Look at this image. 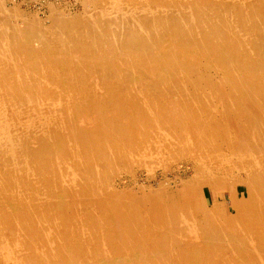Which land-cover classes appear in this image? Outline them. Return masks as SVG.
<instances>
[{
	"label": "bare ground",
	"instance_id": "bare-ground-1",
	"mask_svg": "<svg viewBox=\"0 0 264 264\" xmlns=\"http://www.w3.org/2000/svg\"><path fill=\"white\" fill-rule=\"evenodd\" d=\"M168 1H173L174 4L168 7L166 5ZM81 2L83 9L75 13H71L65 8H51L48 15L50 23L45 25L37 14L26 15L15 6L8 7L4 0H0V84L6 86L4 87L5 92L12 90L13 94H17L19 98L25 95L26 91L27 94L34 96L31 97V99L34 98V102H27V104L19 98L13 102H0V143L6 146L5 143L12 139L13 136H10V132L7 131L9 125L11 126L13 123L22 125L23 120H18V116H21L20 110L23 109L30 111L34 115V119L38 120L36 128H44V123L48 125L50 120L60 127L61 121L58 117L64 118L65 116L66 118V115L69 114L70 125L76 131L85 128L89 134L92 132L99 139L96 144L98 148L87 149L85 153L81 150L75 151L76 162L62 166L60 170H56L55 166L45 161L24 168L18 167L19 163L16 165L13 162L15 165H13L14 173H12L15 179L18 178V174L22 173L21 175L29 178L28 182L35 193L41 197L49 196V200L52 201L59 198L66 199L67 195L69 197L68 191L72 189V185H77V189H82V180H85V183L86 181H97L100 183L98 186L103 185L102 202L106 205H101V199L87 200L86 202L74 201L76 203L74 214H70L68 217L70 229L79 237H75L79 243L78 248L82 246L83 251L87 252L90 249L89 242L85 239L87 236L85 215L91 214V217H94L95 214L102 212L106 222L113 226L115 231L129 223L125 212L129 200L138 206L142 204L139 221H141V225L144 222L145 225L147 224L145 227L147 233L141 235L143 237L145 234L148 237V243L139 242L135 249H132L128 244L127 249L132 251L131 253H135L133 256H128L129 258L126 256L117 261L95 260L89 261L90 264H137L138 261L147 264L151 258H157V260L166 258L169 252H172L171 255H173L171 264H264V172H262L264 168V0H81ZM216 14H219L222 21L228 20L234 14L236 17L243 14L250 22L247 36L249 44L243 45L241 38L237 43V47L242 48L243 52L240 58H232L230 54H227L226 57L224 56L223 62L220 61L218 65L207 57L205 60L201 59V56L211 57L206 54L209 50L217 60V52L212 48H227L224 41H221V35L224 34L221 32L227 33L228 26L219 23L216 20ZM170 20L179 22L176 36L173 38L176 45L169 41L173 48L179 49L180 52L184 48H188V52H192L190 57L198 62L200 68L209 73L213 70L215 72L214 75L209 73V75H204V73L201 75V71V76L197 77L203 83V87L198 93H207V96L203 95L205 99L202 98L200 102L190 98L191 94L182 92L183 87L176 79V72L174 73L166 65L165 60L170 61L169 59L175 56L173 50L166 48L163 53L160 48H150L152 54H157L156 56L161 57L163 62L162 73L155 75L148 73L149 70L146 71L135 60L128 59V55L126 56L128 51L126 53L125 48L120 50L119 42H117L119 36L123 39L126 38L129 40V48H133L131 51L134 53H139V50L134 48L143 47L137 42L139 38L148 41L147 43L151 46L152 44L159 46L162 41L161 38H158L161 35L160 28ZM153 35L156 37L155 39ZM170 36L172 37V35ZM104 37H106V41L114 42V48H118V54L115 53L108 59H101L95 54L97 47L95 40L104 41ZM215 37H217V41ZM166 38L168 39V36ZM34 40L40 45L37 46V49L25 48V45H31ZM122 42L123 40H121V44ZM51 43H53L51 47L55 48L48 50L46 47ZM139 44L140 46H138ZM82 47L86 48V53L78 51ZM104 47L106 46L104 45ZM161 49L163 48L161 47ZM252 53L256 56L254 71L246 73L244 69H248L250 65L245 59H249L248 55ZM21 55L23 59L20 61L18 58ZM118 57L124 59L118 60ZM220 63L227 66L223 72H219L220 68L222 69ZM183 67L180 69L185 70ZM114 70L125 84L138 87L136 95L129 98L125 96L129 95L126 93L127 89L130 91L128 87L122 88L121 94L117 92L118 95L114 87H105L104 81L113 79ZM155 70L154 72H156ZM7 77L10 79L7 80ZM159 79L163 83H169V86L167 84L168 97H173L179 104L175 107V112L173 110L174 113L172 108L167 106L165 98L157 93L162 86L155 85L154 80L158 81ZM238 83L247 87L246 95L253 93L256 100L252 101L253 104L248 103L245 98L238 97L236 95L238 92H233L235 89L233 85H238ZM124 86L122 85V87ZM139 94L141 99L138 97ZM192 94L194 95L193 92ZM187 97L193 100L187 101L188 107L191 109V112L188 111V113L185 111L187 108L184 110V102H182ZM85 102L88 104L86 105ZM95 102H99L100 106L97 107ZM249 107L252 108V112ZM227 109L237 111L236 113L242 117L240 133L243 144L237 137L238 130L223 129L221 126V119L224 116H220L217 111L224 112ZM179 111H183L188 118V125L184 129L181 127L175 129L173 127L175 124L169 125L168 120L167 123L162 122V124L160 121L156 123L159 127V136L153 132L155 121L152 116H159L161 120L164 117L172 118L173 116V119L179 122ZM205 111H208L210 115L205 116L203 113ZM13 113L16 114V118ZM122 116L125 119L121 120ZM137 116L144 117L148 122L147 126L142 127L145 133H142L143 130L140 126H138V130L135 125ZM231 123L233 122L231 121ZM125 126L128 127V130ZM148 126L151 128H146ZM3 129H5L4 132ZM60 138V142L66 144V141L64 142V139ZM178 138H181V143ZM64 146L66 147V145ZM6 156L9 158L8 152ZM177 156H184L186 165H192L194 176L189 178L190 180L184 181L182 189L171 190L169 193L164 192V202L156 200L154 204L153 202L149 203V208L144 209L147 201L132 197L130 199L126 196L127 194L123 195L124 192L121 193L123 196L118 195V201L112 198L114 187L108 178L107 174L109 173H106L108 162L113 165L114 173L115 170L125 167L124 169L133 175V164H147L146 166L152 172L157 166L165 163L162 157L168 158L167 160L170 162L174 160L171 158ZM47 158L49 157H46V160ZM59 164L61 165V163ZM0 174L2 173L0 172ZM222 179L233 182L236 187L229 206H226V202L217 201L211 207L206 199H204V205L201 201L197 207L193 204L192 200L195 194H198L200 190L204 192V188L214 186L217 181ZM3 180L0 175L1 185L4 184ZM58 181L63 184L61 189H57ZM240 184L245 187V192L238 194ZM17 185L16 188L13 187V195L20 191L19 184L17 183ZM107 193L111 197L104 199L103 197ZM172 195L173 197H169ZM174 197L176 199L173 201ZM188 202L190 206H188ZM112 205L115 207L114 212L118 210V215L121 217L114 216V212L111 213L112 216L108 215L109 207ZM3 207V203L0 202V209ZM94 207L97 211H92ZM177 212H179L182 221L180 224L174 225L171 219ZM136 228H139L138 225L135 226V230ZM48 229L44 230L51 235ZM1 231L0 246L3 247L5 242L2 239H5L7 233L3 231L5 232L3 235ZM118 231H115L117 236ZM210 231H213L212 238L209 237ZM136 234L135 236H137ZM170 235L173 236L171 240ZM174 236L177 237L174 238ZM244 237L247 242H243ZM126 239L128 238L126 237ZM213 240L216 242L214 243ZM240 240L242 242H239ZM13 241L15 242V240ZM53 244L55 245L54 242ZM145 247L148 248L149 254L140 253L145 250ZM70 249L71 247L68 245L67 251ZM63 253H66V249ZM69 255L66 254L64 258Z\"/></svg>",
	"mask_w": 264,
	"mask_h": 264
},
{
	"label": "rangeland",
	"instance_id": "rangeland-1",
	"mask_svg": "<svg viewBox=\"0 0 264 264\" xmlns=\"http://www.w3.org/2000/svg\"><path fill=\"white\" fill-rule=\"evenodd\" d=\"M4 1L8 7L15 6L18 10L23 11V13L26 15L37 14L38 17L41 19V21L45 25H48L50 23V20L48 19V15L51 11V8H53V7L65 8L67 11H70L71 13L79 12L83 9V6H82L83 4H82L81 0H69L68 2H65V3H63V2L56 3L55 1H47L46 4L40 3L37 1H32V0H4ZM173 4H174L173 1H168L166 5L168 7H171ZM239 16H241V17H239ZM216 20L219 23L226 24L228 26L227 33L221 32V33H224L221 35V41L222 40L224 41V42L223 41L222 42L225 44V47H227V48H224V47L212 48L213 51L217 52V55H218L217 60L214 59L215 55L212 54L211 51H209V50H207L206 54L211 56V57L201 56V59L205 60L207 57L212 62H215L217 65L220 61L223 62V58H224V56L226 57L227 54H230L232 56V58L234 57V58L239 59L240 55L243 53L242 48L237 47V43L239 42L240 38L242 40L243 45L249 44V41L247 39L248 38L247 36L249 34L248 29H250L249 19L247 18V16H244L243 14L237 15V17L234 14V15L230 16L229 19L226 20L227 21L226 22V21L221 20V17L219 16V14H216ZM231 20H233V21H231ZM238 20H240V21H238ZM240 22H242V23H240ZM178 25H179L178 20H170L169 22L164 24L163 27L161 26V28H160L161 35L158 38L159 39L161 38L162 41H161L159 46H155L153 44L151 46L149 43H147L148 41H145V40L139 38V40L137 42H139L141 44V46L143 45V47H145V48H143V47L142 48H134V49L139 50L138 51L139 53H134L133 51H131V49H133V48H129V45H130L129 40H127L126 38L123 39V37L119 36L117 42H119V47L121 48L120 50H123L125 48L126 53L128 51V54H126V56L128 55V57H127L128 59L135 60L138 64L143 66L146 71L149 70L148 73L155 74V75H160L162 73L163 67H161V66H163V62L161 61V57L158 58L156 56L157 54H155V53L152 54L150 48H160V51L163 53L166 51V48L173 50V52L175 54V56H174L175 58L173 57L172 59H169L170 61L165 60L166 65H168L169 68L174 71V73L176 72V74H175L176 79H178L180 81L181 86L183 87L182 92H186V93H188V95L191 94V96L189 95L190 98L200 102V101H202V98L205 99L204 96H207V93H205V94H204V92L198 93V91H200V89H202L203 83H202L201 79L200 78L197 79V77L201 76L202 73H204V75H209V74L214 75L215 72L213 70L212 72L209 73L208 71H204L203 68H200L198 65V62L193 57H190L192 52H188V48H184V50L181 52L179 49L173 48L172 44L176 45V41L173 38L176 36V30L178 28ZM170 35H172V37ZM167 36H168V39L166 38ZM104 38H103L104 41L103 40H100V41L95 40L96 46L98 47V49H97V47L95 48V54L101 59L102 58L108 59V58H111L112 56H114L115 53L118 54V50H117L118 48H114V45H115L114 42L112 43L111 41H108V40L106 41V37H104ZM153 38L155 39L156 37L153 35ZM232 38H233V40H232ZM215 39L217 41V37H215ZM121 40H123L122 44H121ZM10 42H11V40H10ZM33 42L34 43H32L31 45H25V48L30 49L32 47L33 49H37V46H40V45H38V42H36L35 40ZM150 42L152 43V41H150ZM8 44H10L9 41H8ZM140 44L138 46H140ZM52 45H53V43H51L50 45L48 44L49 47L47 46L46 48H48V50H49V48H50V50H52L55 48V47H51ZM104 45L107 48L104 47ZM136 46H137V44H136ZM161 47L163 49H161ZM249 48H250V46H249ZM85 49L86 48L82 47V48H79L78 51L81 53H86ZM48 50H46V51H48ZM20 51H22V50H20ZM26 52H31V51H26ZM21 54H23V53H21ZM109 54H110V56H108ZM129 55H131V56L129 57ZM182 55H183V57H182ZM153 56H155L156 58ZM244 56H245V53H244ZM248 57H249V59L246 58L245 61L249 62L250 67L248 69H244V72H246V73L247 72L250 73V72L254 71L253 66H255V62H256L255 54L252 53L251 55H248ZM121 58L118 57V60ZM149 58H151V59H149ZM22 59H23V56L21 55L18 58V60L21 61ZM122 59H124V58H122ZM171 60H173V62H171ZM139 61L140 62L142 61V62L140 63ZM190 61L192 63L194 61L195 64L194 63L192 64ZM146 62H147V64H146ZM156 62H157V65H156ZM222 64H224V63H222ZM222 64H221L222 69L220 68L219 72H223L227 69V66L222 65ZM183 66H185V67H183ZM181 67H183L185 70H181L180 69ZM155 68H156V70H155ZM188 68H189V70H188ZM152 69H154L156 72H154V70H152ZM178 69H180V70H178ZM200 72H201V75H200ZM116 73L117 72L114 70V75L112 76L113 79H107V80L105 79L106 80V81H104L105 87H108V86L114 87L117 95H118L117 92H120V94H121L122 88L128 87L130 91H128V89H127L126 93L129 95H125V96H127L129 98L133 95H136L138 93V87L137 86H131L130 84H127V83L125 84V82L122 79H120L118 77V74H116ZM7 78H8L7 80L10 79L9 77H7ZM87 79H88L87 83L89 84V78L87 77ZM154 81H155L154 83H156L155 85L162 86V88L159 89L157 91V93L165 98L167 106L168 107L170 106V109L172 108L171 109L172 112H173V110L175 112V107H177V105H179V104L173 97H172L173 99L171 97H168L169 83H167V82L163 83V82H161L160 79L158 81L157 80H154ZM167 84H168V86H167ZM92 85H94V84H92ZM92 85H90V86H92ZM122 85L123 86L127 85V86L122 87ZM233 86L235 87V89H234L235 91L233 90V92H238L236 94V95H238V97L245 98V99H247L248 103L250 102L252 104H253L252 101H256L253 93H252V95H250V94L246 95L245 92L248 89L245 85L238 83V85L234 84ZM4 87H6V86L5 85L0 86V102L1 103L2 102H13V101L17 100L16 98H19V96L17 94H13L14 92L12 90L7 91L8 93L5 92ZM132 88H134V89H132ZM135 88H137V89H135ZM176 92L178 93V91H176ZM192 92L194 93V95L192 94ZM123 94H124V92H123ZM142 96H144V95H142ZM31 97H34V96L32 94H27V91H26V94L21 96L19 99H22L27 104V102H34L33 101L34 98L31 99ZM44 97H47V96H44ZM138 97H139V99L142 98L140 94L138 95ZM189 97L182 100V102H184L183 108H184V110L187 108V110H185V111H187V113H188V111L191 110L188 107V105H189L188 102L193 101V100H190ZM242 103H244V102L242 101ZM85 104L87 105L88 103L85 102ZM95 104L97 107L100 106L99 102H95ZM251 109L252 108L249 107L250 111H251ZM23 110H24V112H23ZM23 110H20L22 114H21V116L20 115L18 116V120L19 119L23 120L22 121L23 123L21 122L22 125L20 126V124H18V123H13L11 126L9 125L10 128L9 127L7 128V131L10 132V136H13L12 137L13 140L11 139V140L7 141L9 143L6 142L5 143L6 146L3 145L2 143H0V147H1L0 148V172L2 173L0 175L4 179L3 180L4 184H2V185L0 184V202H2L3 206H4L2 209H0V224H1L0 230H2L1 232L3 233V235L5 232L7 233V235H5L6 236L5 239H2V241L5 242V245H3V247H2V245L0 246V261H1L0 264H3V263H5V264H82L83 262H84L83 264H90L91 262H93L95 260L100 261V260H105V259L106 260L111 259V260L117 261V260H121L122 258H125L126 256H127L126 258L133 256L135 253H131L132 251L127 249L128 244L130 245V247H132V249H135L137 243H139V242L148 243V241H149L148 237L145 234H143V237L141 235L142 233H147V230L145 229V227H147V224L145 225V222H144V224L141 225V221H139L141 219L139 217V214H140L139 211H141V209H142V204H140L138 206V205H136L135 202L132 201L133 202L132 203L129 200V203L127 205V210H125V212L127 214L126 217L129 218V223H127V225L125 227L122 226L121 229L115 230V231L119 230L118 236L116 235L115 231L113 230V226H110L106 222V219L102 216V212H100V214L99 213L95 214L94 217H91V214L85 215V225H86L85 230L87 231V236H85V239H87V241L89 242L88 246L90 249L89 252H87V251H83L82 246L80 248H78L79 243H78V240H76V239L79 237H77V235H75L72 232V229H70L68 217L70 214L71 215L74 214L75 205H76V203L74 201L86 202L87 200L97 201V200L101 199V205H106V203L102 202L103 201L102 193H104L102 191L103 185L98 186V184H100V183H98L97 181H91V182L86 181V183H85V180H82V184H83V185L81 184L82 189H77V185L76 186L72 185L71 186L72 189L68 191V193L70 195L69 197L67 195L66 199L62 198L63 200L61 198L57 197L59 199H55L54 201H52V200H49V196L41 197L40 195L35 193L33 191V188L30 187V183L28 182L29 178H26V177H24V175H21L22 173L18 174V178L15 179V177L13 175V173H14L13 165H15V164L17 165L19 163L17 166L24 168V167H27L30 165L32 166L33 164L37 165L40 163H44V161H45L47 163H50L52 166H55L56 170H60V168L62 166H68L69 164L76 162L75 151L81 150L83 153H85L87 151V149L98 148L96 144H98V140H99L94 133L91 132V134H89L85 128L83 130L81 129V130L76 131V129L70 125L71 120H70L69 114L66 115V118H65V116H64V118L58 117V119L60 118L59 120L61 121L60 127L58 126L59 128L55 125V122L54 121L51 122V120L49 121L48 125L46 123H44V128H42V127L36 128L37 127L36 125H38V120L34 119V115L30 111H28L27 109H23ZM169 112L172 113L171 111H169ZM236 112L237 111H231L228 109L224 112L222 110L217 111V113L220 116H224L221 119L222 128L223 129H229L230 128L231 130H236V131L238 130L237 131V135H238L237 137L239 138V141L241 143L243 141L242 134L240 133L242 130V126H241L242 117L240 114H238ZM203 113L205 116L210 115V113L208 111H205ZM178 114H179V118H178L179 122H177V121H175V119H173L174 114H173L172 118H170V117L165 118L164 117V118H162V120L159 118V116L154 115L156 118L154 116H152L154 121H155V125L153 127V129H154L153 132L157 136H159L158 135V128L159 127L157 126L156 123H158L159 121L161 123L162 122L167 123L168 120H169V123H168L169 125L175 124L173 126L175 129L176 128L178 129L179 127L184 129L186 127V125H188L187 124L188 118L186 117V115H184L185 113L183 111H179ZM26 115H28V116H26ZM13 116H14V118H16V114L13 113ZM120 118H121V120L125 119L124 116H122ZM231 121L233 123H231ZM44 122H45V120H44ZM57 122H56V124H57ZM135 122L138 124L137 125L133 122L136 125L137 129H138V126H140L142 129V127H145L148 125V122L142 116H139V117L137 116L135 118ZM19 123H20V121H19ZM40 123L41 124L43 123L42 120L40 121ZM108 123H109V121H108ZM71 128H72V130H71ZM126 128L128 130V127H126ZM146 128L150 129L151 126L150 127L148 126ZM4 130L5 129H3V132H4ZM142 130H143L142 133H145L144 128ZM44 131H45V133H44ZM85 134L87 137L84 136ZM106 134H107V132H106ZM114 134H115V129H114ZM115 136H116V134H115ZM58 137L59 138L62 137L64 139V142L66 141V144L63 143L64 145H66V147L60 142L61 138L59 139ZM178 139H179V143H181L182 142L181 138H178ZM241 144H243V143H241ZM62 148H64L65 150ZM7 152L11 157L9 156V158H8V156H6ZM1 153H3V154H1ZM48 155H50V156H48ZM46 157H49V158H47V160H46ZM63 157H64V159H63ZM165 158L166 157H162V160L165 163L157 166L155 169H153L152 172L148 168V166H146L147 164H145V165L144 164H133V167H132L133 168V175L131 172L128 173L127 169H124L125 167H122L119 170L118 169L115 170V173H116L115 174L113 165H111V162H108V164H106V170H107L106 173H109V174H107L108 178H109V180L112 181V187H114V189L112 191L113 192L112 198H114L118 201V199H117L119 197L118 195L123 196V195L127 194L126 196H128L129 198L132 197V198H136V199H144V201H147V204L144 205V209H145L147 207L148 208L150 207L149 203L153 202V204H154L156 200H162V202H164V199H165V195L163 194L164 192L169 193L171 190L182 189L184 187V185H183L184 181L186 182V181L190 180L189 178H192L194 176V173L192 170V165L191 164L186 165V163H185L186 160H185L184 156H177L175 158H171L174 160H171L170 162L167 160L168 158H166V159ZM8 159H9V161H8ZM60 160H62V161H60ZM28 161H29V163H28ZM13 162L15 164H13ZM59 163H61V165ZM2 166H3V168H2ZM263 169H262V172H264ZM63 174H62V176H63ZM94 174H96V172H94ZM110 174H112V175H110ZM10 175L11 176L13 175V176L11 177ZM4 176L5 177L7 176V177L5 178ZM92 176H93V174H92ZM7 178H8V183H7ZM16 180H17V183L19 184V190L20 191H17L16 195L15 194L13 195L12 190H14V188H16L18 186L16 183ZM61 181L63 182V180H61ZM61 181L57 182V186H58L57 189H61V186L63 185L61 183ZM75 181H77V180H75ZM23 185H24V187H23ZM234 185L235 184L233 182H228V181L223 180V179L219 180L215 183L214 186H209L208 188H204V192L202 190H200V192L198 194H195L192 202L196 207H197V204L199 205L200 201L203 202V205H204V199L207 200V203L211 207H213L217 203V201L218 202H226L225 203L226 206H229L231 203V200L233 198V194H235V192H236L235 191L236 187ZM1 186H3V187H1ZM239 186H238V188H239L238 194L245 192V187L241 184ZM87 187H89L90 189L89 188L87 189ZM104 188H105V186H104ZM116 188H118V190H116ZM167 190H169V191L167 192ZM116 192H118V193L120 192V193L117 194ZM122 192H124L123 195L121 194ZM88 195H90V196H88ZM143 196H144V198H143ZM106 197L109 199L111 197V195H109L107 193L105 195V197H103V198L105 199ZM169 197H173V195L169 196ZM44 199H45V201H44ZM175 199L176 198L174 197L173 201ZM24 200H26V201H24ZM7 203H8V205H7ZM27 206H28V208H27ZM188 206H190L189 202H188ZM25 208H27L26 211H25ZM114 209H115V207L113 205L111 207H109V210H108L109 216H112L111 213L114 212ZM92 211H97V210L94 207V210L92 208ZM60 212H62L61 213L62 216H61ZM41 213H43V214H41ZM118 214H119V211L115 210L114 216L121 217ZM100 215L102 216V218ZM133 215H134V218H132ZM34 216H35V218H34ZM36 216H37V218H36ZM60 216H61V219H59ZM96 216H98L97 219H96ZM8 219H10V220H8ZM47 219H48V221H47ZM51 219H52V221H51ZM101 219H103V220H101ZM41 220H43V221H41ZM7 221H8V223H7ZM101 221H102V223H101ZM171 221L174 225L180 224L182 219H181L179 212L174 213ZM61 225H64V226H61ZM107 225H109V226H107ZM137 225L139 228H136V230H135V226L137 227ZM6 227H7V229H6ZM44 227L47 229L50 227L48 230H50L49 232L51 233V235H49L48 233L45 232ZM8 229H10V230H8ZM3 231H5V232H3ZM57 231H59V232L57 233ZM77 231H78V229H77ZM212 232L213 231L209 232L210 238H212V236H213ZM112 233H114V234H112ZM133 234H134V236H133ZM135 234L137 236H135ZM34 236H35V238H34ZM205 236H206V234H205ZM75 237H77V238H75ZM110 237H112V238H110ZM126 237L128 239H126ZM172 237L173 236L170 235V240ZM175 237H177V236H174V238ZM13 240H15V242ZM36 241H37V243H36ZM213 241H214V243L216 242V240H213ZM8 242H9V244H8ZM53 242L55 243V245L53 244ZM239 242H242V241L240 240ZM243 242H247V239L245 237H244ZM123 244L127 245V246H124ZM68 245L71 247L70 251H67ZM57 246L59 248L60 247L61 248L59 249ZM7 249H8V251H7ZM65 249H66V253H63ZM91 250H93V251H91ZM148 251H149L148 248L145 247V250L140 251V253L141 254H143V253L149 254ZM93 252H94V254H93ZM104 253H105V255H104ZM171 253L170 252L167 253V257L163 258V259L157 260V258H151V260L147 264H152V263H154V264H171L170 261L173 259L172 258L173 255H171ZM66 254H70V255L67 258H64ZM3 259H4V261H3ZM81 259H83L84 261ZM89 261H91V262L88 263ZM136 262H137V260H136ZM137 264H143V263L141 261L139 263V261H138Z\"/></svg>",
	"mask_w": 264,
	"mask_h": 264
},
{
	"label": "built area",
	"instance_id": "built-area-1",
	"mask_svg": "<svg viewBox=\"0 0 264 264\" xmlns=\"http://www.w3.org/2000/svg\"><path fill=\"white\" fill-rule=\"evenodd\" d=\"M32 1H37V2H40V3H44V4H46V2L47 1H55L56 3H60V2H63V3H65V2H68L69 0H32Z\"/></svg>",
	"mask_w": 264,
	"mask_h": 264
}]
</instances>
